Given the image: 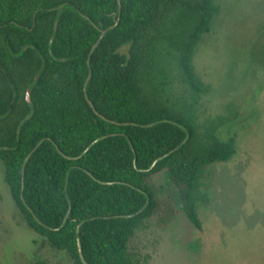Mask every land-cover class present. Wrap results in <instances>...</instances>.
<instances>
[{"label": "trees", "instance_id": "trees-1", "mask_svg": "<svg viewBox=\"0 0 264 264\" xmlns=\"http://www.w3.org/2000/svg\"><path fill=\"white\" fill-rule=\"evenodd\" d=\"M169 10L184 20L171 44L196 95L191 57L214 0H0L3 179L24 224L72 264L77 237L88 264H139L129 242L155 206L146 178L162 169L200 229L201 168L234 154L233 138L199 141L188 109L152 82L151 32Z\"/></svg>", "mask_w": 264, "mask_h": 264}, {"label": "rangeland", "instance_id": "rangeland-1", "mask_svg": "<svg viewBox=\"0 0 264 264\" xmlns=\"http://www.w3.org/2000/svg\"><path fill=\"white\" fill-rule=\"evenodd\" d=\"M214 2L220 10L191 57L196 95L182 80L171 44L184 22L174 10L151 32L148 53L152 82L162 84L169 105L188 109L197 139L205 142L210 131L220 140L233 138L234 154L201 168L194 192L200 229L166 169L146 178L155 206L129 242L139 264H264V0ZM0 264H72L24 224L1 165Z\"/></svg>", "mask_w": 264, "mask_h": 264}, {"label": "water", "instance_id": "water-1", "mask_svg": "<svg viewBox=\"0 0 264 264\" xmlns=\"http://www.w3.org/2000/svg\"><path fill=\"white\" fill-rule=\"evenodd\" d=\"M118 2H119V0H118ZM103 34V33H102ZM102 36V35H101ZM101 36L99 37V39H98V41L100 40V38H101ZM97 41V42H98ZM28 98V97H27ZM28 102H29V99H28ZM107 135H104V136H102V137H99V138H97V139H95V140H93L86 148H85V150H84V152H86L95 142H97L98 140H100V139H102V138H105ZM175 150V149H174ZM173 151V150H172ZM171 151V152H172ZM83 152V153H84ZM164 158V156H160V157H158L156 160H154L153 162H152V164L150 165V167L148 168V170H150L153 166H154V164L157 162V161H159V160H161V159H163ZM134 163V166H135V161L133 162ZM23 183V182H22ZM101 183H104L105 184V182H101ZM107 184H110L109 182L107 183ZM130 216H132V215H125V217H130ZM66 217H67V215L65 216V219H66ZM77 246H78V253H79V257H80V260H81V262L83 263V264H88L87 262H86V260L84 259V256H83V254H82V249H81V244H80V239H79V237H77Z\"/></svg>", "mask_w": 264, "mask_h": 264}]
</instances>
